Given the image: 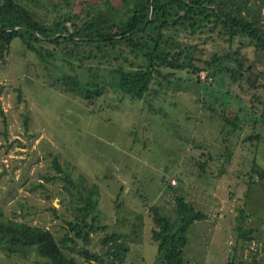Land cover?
I'll list each match as a JSON object with an SVG mask.
<instances>
[{
	"label": "rangeland",
	"instance_id": "obj_1",
	"mask_svg": "<svg viewBox=\"0 0 264 264\" xmlns=\"http://www.w3.org/2000/svg\"><path fill=\"white\" fill-rule=\"evenodd\" d=\"M19 1L36 8L38 17L52 16L66 5L65 0ZM40 73L38 59L15 38L0 62V211L5 218L47 228L59 239L66 221L74 219L79 191L85 195L95 187L98 222L126 236V262L155 264L148 207L174 219L178 195L209 218L187 232L188 264L231 259L264 264V178L259 177L264 126L242 110L245 105L251 114L263 113L260 91L251 105V93L228 75L200 84L177 72L178 83L153 82L157 92L149 93L147 102L108 88L87 108L80 98L48 86ZM103 79L110 80L107 73ZM235 115L243 118L233 131L221 116ZM254 131L261 133L260 142L245 143L243 138ZM206 160L202 172L199 163ZM65 175L70 184L60 178ZM51 176L57 179H45ZM172 180L176 185L167 187ZM240 210L244 217L238 218ZM247 230L250 239L241 238L238 231ZM101 236L93 233L87 248L101 251ZM68 254L83 260L76 251ZM41 261L35 251L8 257L0 250V264Z\"/></svg>",
	"mask_w": 264,
	"mask_h": 264
},
{
	"label": "trees",
	"instance_id": "obj_2",
	"mask_svg": "<svg viewBox=\"0 0 264 264\" xmlns=\"http://www.w3.org/2000/svg\"><path fill=\"white\" fill-rule=\"evenodd\" d=\"M65 4L52 16L38 17L36 8L19 0H0V62L18 38L23 50L40 62L43 73L38 76L60 93L80 98L87 108L108 88L145 102L149 93L157 92L153 82L160 86L163 81L180 82L177 72L200 84L212 83L218 74L228 75L251 93V105L257 91L263 94L261 115L251 114L244 104L242 110L264 126V0H65ZM201 72L205 79H200ZM242 118L221 116L233 131ZM260 140L257 131L243 138L251 144ZM230 155V151L224 155L225 162ZM206 164L207 160L199 163L202 172ZM54 166L61 171L56 160ZM253 171L247 173L249 178ZM259 177L264 178V170ZM60 178L70 184L67 175ZM65 190L73 196L67 186ZM88 190L85 195L79 191L74 219L66 221L68 228L59 239L47 228L5 218L0 211V250L8 257L35 251L42 259L38 264H131L126 262L130 250L126 236L107 231L108 225L98 222L97 189ZM174 203V219L156 206L148 207L150 236L157 245L155 264H188L187 232L193 223L207 219L183 196L176 195ZM243 215L240 210L238 218ZM96 232H102L101 251L86 246ZM238 232L250 239V230ZM73 251L83 260L68 254ZM227 264L237 263L231 259Z\"/></svg>",
	"mask_w": 264,
	"mask_h": 264
},
{
	"label": "built area",
	"instance_id": "obj_3",
	"mask_svg": "<svg viewBox=\"0 0 264 264\" xmlns=\"http://www.w3.org/2000/svg\"><path fill=\"white\" fill-rule=\"evenodd\" d=\"M200 79H205V73H204V72H201V73H200ZM171 184H172V185H176V181L172 180V181H171Z\"/></svg>",
	"mask_w": 264,
	"mask_h": 264
},
{
	"label": "water",
	"instance_id": "obj_4",
	"mask_svg": "<svg viewBox=\"0 0 264 264\" xmlns=\"http://www.w3.org/2000/svg\"><path fill=\"white\" fill-rule=\"evenodd\" d=\"M18 29V27H13V28H11V30H17Z\"/></svg>",
	"mask_w": 264,
	"mask_h": 264
},
{
	"label": "crops",
	"instance_id": "obj_5",
	"mask_svg": "<svg viewBox=\"0 0 264 264\" xmlns=\"http://www.w3.org/2000/svg\"><path fill=\"white\" fill-rule=\"evenodd\" d=\"M207 219H209L208 216H207ZM207 219H206V220H207Z\"/></svg>",
	"mask_w": 264,
	"mask_h": 264
}]
</instances>
